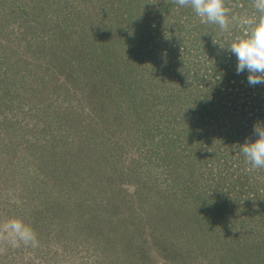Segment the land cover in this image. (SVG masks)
<instances>
[{"label":"rangeland","instance_id":"obj_1","mask_svg":"<svg viewBox=\"0 0 264 264\" xmlns=\"http://www.w3.org/2000/svg\"><path fill=\"white\" fill-rule=\"evenodd\" d=\"M10 1L2 2L9 8ZM130 1L15 0V12L4 17L0 7V219L22 217L38 237L36 247L0 248V264L239 261L234 237L223 234H235L224 217L235 213L182 219L186 205L213 207L223 199L215 196L212 178L227 168L211 161L186 165L187 172L177 168L181 149L184 157L204 153L188 148L196 141L180 116L173 120L187 105L183 96L193 100L196 91L183 88L188 97L181 94L182 106L173 111L156 101L143 114L134 103L146 78L159 87L171 84L168 66L176 63L186 69L182 79L196 86L192 74L200 61L183 50L177 27L156 28L159 4L137 23L124 17L132 12ZM19 13L32 20L29 27L18 24ZM155 41L164 48L160 57L150 51ZM167 172L180 179L176 193L186 204L175 203L172 191L165 199L168 187L154 186ZM196 184V193L205 187L211 201L190 194ZM247 227L248 238H256V220ZM253 262L264 264V255Z\"/></svg>","mask_w":264,"mask_h":264},{"label":"trees","instance_id":"obj_2","mask_svg":"<svg viewBox=\"0 0 264 264\" xmlns=\"http://www.w3.org/2000/svg\"><path fill=\"white\" fill-rule=\"evenodd\" d=\"M2 1L0 0V7L6 9V14H3V17L10 13L13 14L16 7L15 0L10 1L11 5L9 8L5 7L6 4ZM149 2L150 0H131L130 5L133 6L130 8L132 12H130L129 16L133 17L125 16V14L124 17H127L126 19L129 22L133 20L139 23L141 21L139 19L141 14H151L155 5L159 4L163 10L159 14V18L155 19L156 28L177 27L178 31L182 34L180 37L183 50L187 48L190 55L193 54V60L196 61L197 59L200 61V66L195 65V72L192 74L196 86L182 79V70L185 71L186 69L179 67L177 63L171 69L168 66V78L171 84H168L166 81V86L164 82L159 87L153 85L151 82H147V78L146 80L144 78L143 80L148 83V86L145 85L139 96H135L134 103L141 107L143 114L146 107L156 101L160 104L164 103V105L171 106L173 111L176 107L182 106L180 102L181 94L187 96L188 89L189 93L191 89L196 91L193 100L183 96L187 105L183 111L178 112L173 117V120L180 116V121L182 120V124L186 125L187 131L185 133H187V137H190L192 142L196 141L188 148H202L204 153L200 154V157L195 158L199 154H193V157H190L191 151H189L185 155V158L182 155L186 149H181L179 151L181 154H177L181 156L176 158L178 159L176 161L178 163L176 164L177 168L181 167L186 170V165L196 166L200 162H202L200 167H203V165H209L210 161L213 164L216 162V165L227 168L224 174L218 172L217 176L212 178L215 196L221 195L223 199H216L218 201H216L213 207L210 205L205 207V204H198L194 205L196 209H188L186 205L183 210L182 219L192 223L193 216L197 217L195 220H200L206 214L212 213L215 218V216L223 217L224 211L235 213L231 216L232 219L230 215L224 216L228 217V223H232L229 230L234 229L232 231L235 234L229 235L226 232L223 234L228 236V241L230 240L229 237H234L231 243L234 244L235 251L238 253L236 256H239L237 264L240 262L254 264L253 261H260L264 255V169H258L253 172L247 171L246 169L249 165L246 164L243 154L238 152V147L234 148L233 145L239 146L245 141H254L257 138V135L253 131L254 125L256 123L264 125V84L250 85L247 79V70L237 74L236 56L228 50L221 49L218 44L213 43V39L224 44L230 43L236 35L240 34L239 30L234 26H230V33H226L221 31L216 25L202 24L200 18L195 15L191 8H181L174 3H165V0H151L154 3ZM164 4L170 7L164 6L166 13L164 12V8H162ZM226 4L233 12H247L249 14L254 12L251 0H226ZM17 19L19 25L26 27H29L32 21L26 14L21 15L20 13ZM4 25L7 26L3 22L1 24L2 29L5 27ZM158 37L164 39L163 33L160 32ZM164 40H166L165 43L167 44V36ZM151 47L150 51L156 50V55L159 57L162 51H164V48L161 49L156 41ZM184 68H187V66H184ZM170 71H172L171 74L173 75H170ZM159 79L161 80V78ZM202 84L203 86L199 88L198 85ZM151 88L154 90L153 94L151 93ZM183 88L187 93L182 91ZM222 92H224L223 96H221ZM148 94H152V97L148 96ZM212 95L214 99H211ZM148 102L149 104H147ZM166 109L168 112V107ZM154 122H156V118L152 122L153 128L158 125V123L154 124ZM189 158H192V160ZM178 174L183 175L184 170H181ZM170 175L168 173L167 177L162 179L161 182L154 179V186L158 188L168 187L165 191V199H167L170 191H172V198L175 203L177 202L179 206L186 204L185 196L177 197L180 179L173 177V180H171L172 177ZM205 177L207 178L208 175ZM199 185L196 184L193 185V188H189V190H192L190 194L195 199H200L203 197V194L204 196L207 195L205 187L204 193L202 191L196 193ZM206 198L210 200L212 196L208 195ZM240 208H242L243 212H240ZM254 213L256 214L255 219H253ZM251 220H256L258 234L256 238L250 240L246 233L251 230V228L247 227ZM235 224L243 227L242 233L236 231L235 228L237 227ZM250 248H252L251 252L247 250Z\"/></svg>","mask_w":264,"mask_h":264},{"label":"clouds","instance_id":"obj_3","mask_svg":"<svg viewBox=\"0 0 264 264\" xmlns=\"http://www.w3.org/2000/svg\"><path fill=\"white\" fill-rule=\"evenodd\" d=\"M149 3L154 2L150 0ZM165 3L191 8L202 24L216 25L223 32L230 33V26L238 29L240 34L230 43H220L215 39L213 43L236 56L237 74L247 70L250 85L264 84V0H251L252 14L233 12L226 0H165ZM253 131L257 135L254 141L233 145L243 154L249 172L264 169V125L256 123ZM37 245V233L22 217L0 219V248Z\"/></svg>","mask_w":264,"mask_h":264}]
</instances>
